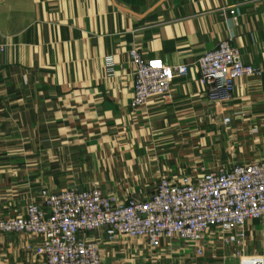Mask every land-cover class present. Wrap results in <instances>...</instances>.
Masks as SVG:
<instances>
[{
	"label": "crops",
	"instance_id": "0c3cea01",
	"mask_svg": "<svg viewBox=\"0 0 264 264\" xmlns=\"http://www.w3.org/2000/svg\"><path fill=\"white\" fill-rule=\"evenodd\" d=\"M224 40L243 63L262 66L264 0H0V220L23 213L41 191L95 186L144 200L163 177L261 158L264 77L236 80L233 100L218 108L191 71L173 80L169 101L130 107L131 49L192 64ZM216 113L234 119L223 127ZM246 238L244 256L264 259V222H249ZM37 245L0 236V264H44ZM139 249L104 243L101 255L104 264H128ZM135 264L185 263L177 252Z\"/></svg>",
	"mask_w": 264,
	"mask_h": 264
},
{
	"label": "built area",
	"instance_id": "2783aa9c",
	"mask_svg": "<svg viewBox=\"0 0 264 264\" xmlns=\"http://www.w3.org/2000/svg\"><path fill=\"white\" fill-rule=\"evenodd\" d=\"M128 58L134 67L132 109L152 97L169 101L173 80L191 71L208 102L218 108L233 100L236 80L264 77V64L243 63L229 40L192 64L144 59L136 48ZM215 116H221L223 127L234 119L221 113ZM37 199L23 213L1 219L0 236L34 238L35 253L44 264H104V243L127 241L140 248L128 264H135L139 256L160 260L177 252L185 263L216 252L214 240L221 245L217 248L227 249L240 262L264 264L262 257L244 256L247 224L264 222V155L248 164L201 169L194 176L163 177L144 200L121 201L95 186L56 194L41 191ZM94 233L103 236L91 237Z\"/></svg>",
	"mask_w": 264,
	"mask_h": 264
},
{
	"label": "rangeland",
	"instance_id": "374dc122",
	"mask_svg": "<svg viewBox=\"0 0 264 264\" xmlns=\"http://www.w3.org/2000/svg\"><path fill=\"white\" fill-rule=\"evenodd\" d=\"M216 241L214 240L213 241V245L212 246H215L216 249L215 251H221V249L217 248V247H221L220 244L218 243H215ZM226 252H229L227 249H225V254H222L221 258L218 260V259H215V260H208L206 262V264H246V259H243L242 262H240V260H237L236 258H233L232 257V254L231 253H227ZM221 254V253H220ZM218 255V254H217ZM228 256V257H227ZM203 260V259H201ZM197 261H200V259H197V260H194V261H187L185 262L186 264H195Z\"/></svg>",
	"mask_w": 264,
	"mask_h": 264
}]
</instances>
